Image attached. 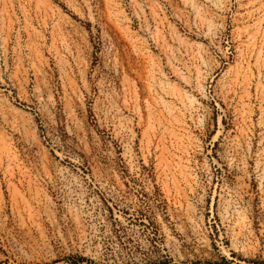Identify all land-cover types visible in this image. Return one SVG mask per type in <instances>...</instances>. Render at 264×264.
<instances>
[{
    "label": "rangeland",
    "instance_id": "1",
    "mask_svg": "<svg viewBox=\"0 0 264 264\" xmlns=\"http://www.w3.org/2000/svg\"><path fill=\"white\" fill-rule=\"evenodd\" d=\"M0 264H264V0H0Z\"/></svg>",
    "mask_w": 264,
    "mask_h": 264
}]
</instances>
